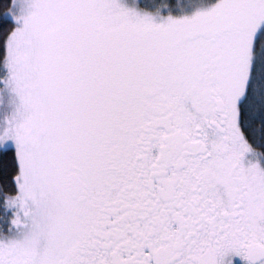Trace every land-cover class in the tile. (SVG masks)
I'll list each match as a JSON object with an SVG mask.
<instances>
[{"label":"snow or ice","instance_id":"6c2138e0","mask_svg":"<svg viewBox=\"0 0 264 264\" xmlns=\"http://www.w3.org/2000/svg\"><path fill=\"white\" fill-rule=\"evenodd\" d=\"M262 158L264 0H0V264H264Z\"/></svg>","mask_w":264,"mask_h":264},{"label":"rangeland","instance_id":"374dc122","mask_svg":"<svg viewBox=\"0 0 264 264\" xmlns=\"http://www.w3.org/2000/svg\"><path fill=\"white\" fill-rule=\"evenodd\" d=\"M176 1V0H175ZM207 2H211V0H207ZM180 3L182 4V5H184L185 7H188L189 8V10H190V0H180ZM177 11L179 10V9H176ZM261 163H262V160H261ZM263 164V163H262Z\"/></svg>","mask_w":264,"mask_h":264},{"label":"trees","instance_id":"16d2710c","mask_svg":"<svg viewBox=\"0 0 264 264\" xmlns=\"http://www.w3.org/2000/svg\"><path fill=\"white\" fill-rule=\"evenodd\" d=\"M142 2H143V0H142ZM172 2L175 3L176 1L172 0ZM152 7H155V3L154 2L152 3ZM262 163L264 164V158H262Z\"/></svg>","mask_w":264,"mask_h":264},{"label":"flooded vegetation","instance_id":"af4514ba","mask_svg":"<svg viewBox=\"0 0 264 264\" xmlns=\"http://www.w3.org/2000/svg\"><path fill=\"white\" fill-rule=\"evenodd\" d=\"M241 264H242V262H241Z\"/></svg>","mask_w":264,"mask_h":264}]
</instances>
